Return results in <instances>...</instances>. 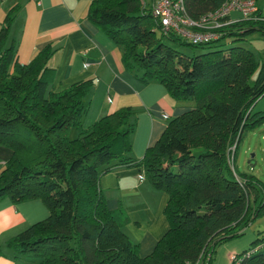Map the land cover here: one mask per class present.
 <instances>
[{
    "label": "trees",
    "instance_id": "trees-1",
    "mask_svg": "<svg viewBox=\"0 0 264 264\" xmlns=\"http://www.w3.org/2000/svg\"><path fill=\"white\" fill-rule=\"evenodd\" d=\"M223 1L184 3L197 19ZM256 3L251 16L218 28L217 38L191 43L163 31L143 0L90 1L86 16L120 47L125 69L193 102L168 120L141 157L132 152L134 109L122 105L84 125L94 80L50 89L52 45L18 61L14 41L7 43L14 10L7 12L0 27V145L12 153L0 171V199L40 198L49 210L7 240L14 256H33L35 264H193L205 249L211 262L219 243L264 213L263 183L230 162L244 131L264 123V109H253L264 95V47L257 59L243 44L254 31L264 34V6ZM176 44L201 50L186 53ZM116 166L142 167L167 193L168 228L146 255L123 229L124 207L110 208L99 185L101 174ZM260 239L236 253L239 264H264Z\"/></svg>",
    "mask_w": 264,
    "mask_h": 264
},
{
    "label": "crops",
    "instance_id": "crops-1",
    "mask_svg": "<svg viewBox=\"0 0 264 264\" xmlns=\"http://www.w3.org/2000/svg\"><path fill=\"white\" fill-rule=\"evenodd\" d=\"M7 1L0 0V27L13 9L7 43L14 41L17 60L28 62L50 43L54 50L48 64L55 68L50 89L59 91L75 81L92 78L84 125L119 106H131L136 117L131 135L135 157H141L157 140L171 117L192 107V101L173 98L160 81L144 82L124 68L120 47L86 16L91 0H12L6 6ZM143 2L151 6L153 0ZM259 99L254 110L264 109V105L257 107ZM71 132L75 134L77 129ZM11 153L9 147L0 145V171ZM99 185L110 208L121 202L125 206L129 221L123 229L138 242L139 254L150 253L168 228L163 212L167 193L155 188L140 166H116L101 174ZM48 213L40 198L0 199V264H35L33 256H14L7 240Z\"/></svg>",
    "mask_w": 264,
    "mask_h": 264
},
{
    "label": "rangeland",
    "instance_id": "rangeland-1",
    "mask_svg": "<svg viewBox=\"0 0 264 264\" xmlns=\"http://www.w3.org/2000/svg\"><path fill=\"white\" fill-rule=\"evenodd\" d=\"M148 1V0H146ZM12 0L7 1L6 6L11 3ZM148 4V3H147ZM145 4L146 6H148ZM259 5L264 6V0H259ZM231 16L239 17L240 13L236 10H232ZM246 47L250 48L257 59H259V51L264 47V34L259 31L250 33L246 40L243 41ZM180 50L186 53L199 52L201 48L191 47L190 45L176 44ZM257 70L251 75V80L256 77ZM260 103H257V107L264 105V96L259 99ZM258 110V109H255ZM71 136L76 135L71 132ZM235 153V154H234ZM231 164L235 165L236 169L240 173L252 174L259 178L264 185V123L257 125L253 129H247L244 131L242 138L238 144L236 151H232L230 155ZM251 202H253V196H251ZM124 208L123 203H120ZM118 204V205H120ZM126 211V210H125ZM264 236V213L256 216L252 219L244 228V232L241 235L228 238L216 246L210 264H230V254L241 252L247 249L251 242L256 237ZM264 239H260L257 242L260 243Z\"/></svg>",
    "mask_w": 264,
    "mask_h": 264
},
{
    "label": "built area",
    "instance_id": "built-area-1",
    "mask_svg": "<svg viewBox=\"0 0 264 264\" xmlns=\"http://www.w3.org/2000/svg\"><path fill=\"white\" fill-rule=\"evenodd\" d=\"M151 13L159 21L163 31H174L191 43H201L220 36L218 28L229 24L240 17H249L257 9L256 0H224L215 10L199 18L189 16L184 0H153ZM232 10L240 13L232 17ZM249 253V252H247ZM240 256L230 254V264H239ZM193 264H210V253L202 249Z\"/></svg>",
    "mask_w": 264,
    "mask_h": 264
}]
</instances>
